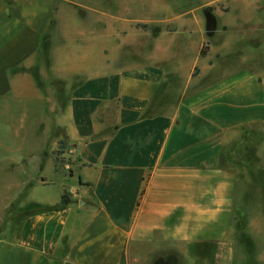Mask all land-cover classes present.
Masks as SVG:
<instances>
[{"label":"crops","instance_id":"crops-1","mask_svg":"<svg viewBox=\"0 0 264 264\" xmlns=\"http://www.w3.org/2000/svg\"><path fill=\"white\" fill-rule=\"evenodd\" d=\"M70 11V0H0V122L18 129L0 136V171L31 175L50 158L61 181L76 182L47 204L21 193L37 180H6L0 264H235L236 190L253 184L237 176H264V0H234L227 14L228 33L242 32L226 45L233 54L242 42L238 80L217 60L192 76L202 59L186 41L153 39L145 53L131 34L110 43L109 60L105 35L99 48L85 35L71 45ZM190 14L173 20L188 27ZM81 45L88 56L71 63L70 48ZM67 79L52 116L58 99L49 89ZM235 95L262 102L234 107ZM51 121L62 142L40 130ZM60 145L64 168L55 162ZM63 195L68 205L52 210Z\"/></svg>","mask_w":264,"mask_h":264},{"label":"rangeland","instance_id":"rangeland-1","mask_svg":"<svg viewBox=\"0 0 264 264\" xmlns=\"http://www.w3.org/2000/svg\"><path fill=\"white\" fill-rule=\"evenodd\" d=\"M234 0H70V17H74L72 26H70V44L77 45L79 43V36H90L91 45L95 46V42L99 48L98 37L99 34L105 35L107 38L108 47L101 46V52L107 55L109 60L111 42L118 41V44L122 40L128 39L127 36L133 34L132 46H136L141 51L145 50L150 45L152 40H156L155 44H162L168 42H180L186 41V50L191 54L193 50L199 52L200 60L202 63H198L197 67L192 69V76H198L201 73V68L210 64L211 60H217L220 66H229V73H234L236 69L242 68V42L237 43L236 50L232 54V47L229 49L226 45L228 38L233 40L239 37L242 39V32L237 29H232L228 33L226 22L228 20V13L233 6ZM250 2L251 0H243V2ZM237 6V4L235 5ZM191 12L192 18L196 19V22L187 26H179L173 20L179 14L185 12ZM202 13V14H201ZM232 16V15H230ZM202 19V20H200ZM71 22V18H70ZM106 22V23H105ZM143 25L146 28L130 29L133 25ZM106 29V30H105ZM201 31V39L199 33ZM156 36H153V35ZM164 34V36H163ZM163 36V37H162ZM162 38L159 42V40ZM185 38V39H184ZM264 40V37H263ZM125 42H128L127 40ZM235 42V41H233ZM232 42V43H233ZM124 49H130L129 45L123 43ZM196 46V47H195ZM143 47L144 49L142 50ZM121 48V50H123ZM264 49V48H263ZM88 49L85 45H81L75 48H70V62L76 60L78 57L88 56ZM144 53V52H143ZM195 53V52H194ZM195 53V54H196ZM193 55V54H192ZM77 64V63H76ZM191 70V68H190ZM235 80L240 79L243 75V71L234 73ZM67 81V82H66ZM50 81L48 80V83ZM69 82V83H68ZM74 82L73 79H67L64 82L59 81L58 84H53L52 90L49 89L50 96L57 94L58 108L55 111H50L51 115L60 114L63 107L65 95L64 89L68 88ZM43 83H47L45 80ZM54 83V82H53ZM45 86V85H44ZM60 87V88H58ZM62 87V88H61ZM65 87V88H64ZM44 91L47 89L44 87ZM238 92V91H237ZM236 92V94H237ZM55 96V95H54ZM234 107L250 106L252 104H258L262 102L261 98H247L235 95L231 100ZM52 116H50L51 119ZM52 125L54 121H51ZM3 122H0V136L14 134L17 128L6 127ZM49 130V136L53 140L59 138L62 142L61 130L52 127H42L40 130ZM20 131V129H19ZM18 132V131H17ZM19 133V132H18ZM251 151L258 150V143H252ZM239 152H243V146L236 144ZM248 149V148H246ZM237 151V150H236ZM236 152V155L238 153ZM3 149H0V155L4 156ZM56 165L60 168H64V165H69L70 161L62 156L60 148L54 151ZM53 161L48 158L44 159V167L41 171H31V175L27 176H11L5 174L3 170L0 171V195L3 191L4 184H8L6 180L11 178L13 183L25 179L31 178V181H36L37 184L26 189L27 192H19L26 195V200L37 201L42 203H55L59 201L63 188L66 191H71L75 181H61L63 179L60 176L59 171H55ZM64 174L67 175L66 169H63ZM254 170V169H253ZM242 171L240 168L236 170ZM259 170H257L258 172ZM238 180L246 182L250 180L253 184H246V188L241 187L238 184V190H236V199L234 205V217H235V237H236V261L235 264H264V176L253 174H238ZM42 179L48 181L46 184L40 183ZM67 179H69L67 177ZM249 181V182H250ZM263 181V182H262ZM241 182V183H242ZM237 185V183H236ZM17 192L16 194L18 195ZM22 194H20L21 197ZM234 203V204H235ZM26 211H32L31 207H27ZM25 211V212H26ZM24 211L21 212V214ZM20 213V212H19ZM18 218V217H17ZM14 226V225H13Z\"/></svg>","mask_w":264,"mask_h":264},{"label":"trees","instance_id":"trees-1","mask_svg":"<svg viewBox=\"0 0 264 264\" xmlns=\"http://www.w3.org/2000/svg\"><path fill=\"white\" fill-rule=\"evenodd\" d=\"M139 27H142V28H146V26H143V25H138ZM61 147H62V145H60L59 146V148L61 149ZM68 203H69V199H68V197L67 196H65V195H63L62 197H61V200H60V203L58 204V205H56V206H54L53 208H52V210H54V211H62L67 205H68ZM158 262H156V264H157Z\"/></svg>","mask_w":264,"mask_h":264},{"label":"water","instance_id":"water-1","mask_svg":"<svg viewBox=\"0 0 264 264\" xmlns=\"http://www.w3.org/2000/svg\"><path fill=\"white\" fill-rule=\"evenodd\" d=\"M156 264V263H155Z\"/></svg>","mask_w":264,"mask_h":264}]
</instances>
